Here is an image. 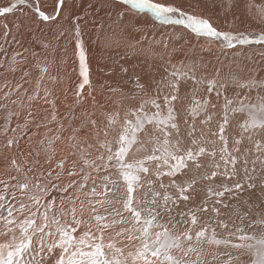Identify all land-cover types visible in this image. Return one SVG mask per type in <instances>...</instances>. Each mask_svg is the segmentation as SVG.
<instances>
[{
  "label": "snow or ice",
  "instance_id": "obj_1",
  "mask_svg": "<svg viewBox=\"0 0 264 264\" xmlns=\"http://www.w3.org/2000/svg\"><path fill=\"white\" fill-rule=\"evenodd\" d=\"M101 3L110 11L100 10L109 18L114 15L118 27L132 10L151 13L160 24L182 25L201 51L211 53L214 45L228 61L212 66L211 76L207 75L211 62L195 57L190 63L172 64L151 91L137 78V91L127 97L135 103L121 101L116 111L102 112L100 122L91 119L95 113H85L87 119L74 126L73 110L67 142L73 159L62 158L54 168L45 169L39 157L43 151L44 163H51L60 135L46 136L47 144L41 140L40 149L31 147L28 136L25 153L20 142L29 132L32 112L19 123L20 113L8 103L0 104L3 147L16 149L0 174V264H264V76L257 75L264 69L253 66L264 62V5L255 6L254 18L262 25L259 31H232L220 30L207 17L173 3ZM227 3L230 10L233 0ZM64 5L65 0H57L53 14L42 10L40 0H15L0 8V17L22 6L30 8L39 22L57 21ZM253 7L248 4L249 11ZM79 19L72 21L82 78L74 93L76 104L82 102L86 85L91 90ZM3 28L7 43L11 29L7 23ZM126 35L123 29L105 33L103 43L119 46ZM12 40L20 44L14 34ZM190 42L184 39L185 44ZM250 50L259 61H254ZM0 52H6L2 44ZM22 56L19 51L11 56L8 71H16L15 65L23 63L17 58ZM198 69H204L199 77ZM46 72L41 66V73ZM189 80L191 104L178 107L181 82ZM228 82L237 89L233 97L225 94ZM16 89L4 92L3 98L8 100ZM205 90L206 96H197ZM110 91L124 96L118 88ZM213 93L218 99L224 97L220 114L209 112L210 107L217 108L209 98ZM49 94L45 91V97ZM36 98L37 94L29 96L30 101ZM10 103L20 106L18 99ZM202 115L199 124L206 126L219 115L217 130L198 128L197 118ZM254 190L260 193L257 201L242 195ZM205 244L215 249L211 261L205 258Z\"/></svg>",
  "mask_w": 264,
  "mask_h": 264
},
{
  "label": "bare ground",
  "instance_id": "obj_2",
  "mask_svg": "<svg viewBox=\"0 0 264 264\" xmlns=\"http://www.w3.org/2000/svg\"><path fill=\"white\" fill-rule=\"evenodd\" d=\"M172 1L177 2L181 0H168V3ZM160 2L163 1L160 0ZM13 3H15V0H6V3L4 2L0 8L10 7ZM42 3L49 6L50 11L48 13L54 14L57 0H40V5ZM211 3L213 8H219L222 5V0H211ZM260 4H264V2H260ZM100 9L110 11L107 5L101 3V0H65L63 11L57 21L39 22L30 8L22 6H17L12 13L0 17V44L6 49V52H0V64L3 65L0 67V89H2L0 91V104L3 101L8 103L3 98V93L8 92L9 89H16L17 85H20L19 89H16L10 95L8 101L18 99L22 107H28L30 102L29 96L37 94V98L31 100V106H34L35 110L32 107L28 110L33 111V113L40 111V113L37 116H32L29 132L23 138V141L24 139L26 140L24 142L21 140L20 142V149L25 152V147L28 150V144L26 143L28 136H31V140L37 136L39 139V136L43 134L47 135L51 130L48 126L47 128H43L42 126L37 127V123L40 124L44 120V116L49 115L51 117L53 112H55L56 118L59 121L63 119L61 121V124L64 126L63 130H70L71 134L72 129L68 127V123L73 110L76 119L72 123L74 126H79L82 121L87 119L85 113H95L91 116V119L100 122L103 119L101 113L116 111L117 105L121 101L125 105L135 103V101H131L127 97L137 91V78H139L140 83L149 85V91H151L155 86L154 82L161 80L166 74L165 69L171 70L172 64L180 62L190 63L193 57L206 63L211 62L207 72L208 76L213 75L211 67L219 64L220 59L217 60L213 55L210 57V53L206 50L201 51L200 45L197 44L193 36L186 38L182 35L183 32H187L186 30L173 27L174 30L165 33L166 25H182L160 24L151 13L132 10L127 15L124 23L118 27L117 18L114 15L109 18L106 11H101ZM252 13L254 11L248 13V15ZM65 16L68 19H65ZM76 17H82L77 22L80 24L84 34L91 81V90L87 85L85 86L81 93L83 99L79 104H76V96L74 95L78 84L82 80L79 75V60L75 55V40L73 39L75 25L72 21ZM5 23L11 29L7 43L3 39V25ZM18 24L20 25L19 28L16 27ZM258 26L259 24L257 28ZM134 27L140 29V31H133ZM121 29L127 35L125 39L121 40L120 45L116 46L113 43L111 46H105L103 43L105 33L111 35L113 32L119 33ZM62 31L64 35H60ZM13 34L20 41V44L12 40ZM145 34L146 38L142 39V37H145ZM97 36L100 39H97ZM184 39H188L191 42L185 44ZM136 40H141L142 42L137 44L135 48L129 47L130 44H135ZM202 41L205 42L202 39L201 44ZM164 42H167V47L164 46ZM45 44L48 47L45 48ZM24 49H28V51H24ZM17 51L23 53L22 57L17 58L22 59L23 63L15 65L16 71H8L10 58ZM224 61L225 63L228 61L226 55H224ZM41 66L47 68L46 73H41ZM124 69H127V71L125 72ZM224 71L227 72L228 68L224 67ZM26 72L28 75H25ZM203 72L204 69H198L197 76H200ZM259 74L260 76H264V71H259ZM42 76L43 78H41ZM53 77L55 80L52 79ZM37 85H39V89ZM187 85L189 88H186L187 92L185 95H188V92H190V84L187 83ZM112 88L120 89L124 93V96L122 97L120 92H111L110 89ZM233 89L237 91L236 88ZM45 91L50 93L47 97H45ZM180 91L184 92L181 85ZM232 91V89L229 90L230 93ZM240 91L243 94L244 90ZM199 93L201 94V92ZM201 95L204 96V93ZM250 95L252 94L250 93ZM211 98L214 100L213 96ZM53 99L56 100L54 108H52L53 105L46 102V100L53 101ZM27 111L24 112L23 110L20 113L27 116ZM24 118L19 117V123H23ZM217 121L218 119H213L210 123L216 130L217 126L215 123ZM16 122L14 119L11 126L14 127ZM45 123L47 124L46 121ZM197 126L206 131V127L201 124ZM231 131L232 129L230 128L229 132ZM33 133L35 134L33 135ZM70 134L69 131L67 135L64 133L61 137L62 142H59L57 147L56 145L54 146L56 149L55 158L58 154L65 151ZM81 136H83V131ZM15 152V148L12 150L4 148L3 138H0V174L5 172L8 162ZM39 159L42 160V155ZM5 160H7V163ZM59 160L60 158H56L55 161L58 163ZM51 165L52 162L49 167ZM243 196L245 199L257 201L260 198V193L259 190H254L252 194L244 193Z\"/></svg>",
  "mask_w": 264,
  "mask_h": 264
},
{
  "label": "rangeland",
  "instance_id": "obj_3",
  "mask_svg": "<svg viewBox=\"0 0 264 264\" xmlns=\"http://www.w3.org/2000/svg\"><path fill=\"white\" fill-rule=\"evenodd\" d=\"M161 1H163L164 3H168V0H161ZM4 2L6 3V0H1L0 1V6H3ZM156 2H160V0H156ZM260 2H264V0H233V6L231 7L230 10L228 9L227 0H222V5L219 8H213L211 0H189V1H185V2L181 0V1H177V2L172 1L171 3L180 6L186 12H190V13H193V14H196V15H201V16L207 17L210 20V22L214 26H216L218 29H220V30L259 31V29L261 28L262 25L260 23H258V21L254 18V15L256 13V7L255 6H259ZM249 3H252L254 5V7L252 8L251 11H249V8H248V4ZM260 5H264V4H260ZM41 8L45 12H49L50 11L49 6L46 5L45 3L41 4ZM252 11H254V13L248 15V13H250ZM236 17H239V19H237ZM258 24H259V26L257 28ZM173 27L174 28H182V29H184L182 26H168V25H166L165 26V33H169L172 30H174ZM182 35L184 37H186V38H189V37L192 36L189 32H183ZM202 44L204 46H207V42L206 41L205 42L202 41ZM250 53L254 55V61H259V59H260L259 56L255 55L252 52V50H250ZM211 55H213L216 59H217V57H219V59H220L219 61H224V54L219 53L214 45L212 46V51L210 53V57H211ZM215 66H219V64H216ZM253 66L258 68V69H264V62L258 63V64L254 63ZM257 75L260 76L259 71H258ZM165 76H167V72H166ZM197 77H199V76H197ZM187 83L190 84V92H188V95H185V93L187 92L186 88H189ZM187 83L181 82V88L184 90V92L180 91V102L177 104L178 107L183 106L184 108H187V106L189 104H191V92H192L193 85H192V82L190 80ZM233 88H236V87L234 85H232L230 82H228V87L226 89V93L225 94L227 96H229V97H233L235 95V92H236L235 89H233ZM230 89L233 90L231 93L229 92ZM202 93H204V96L207 95L206 90L205 91H201V94ZM201 94L197 93V96L201 97V98L204 97ZM251 94L254 97L255 96V91H253ZM212 96L214 97V100H212V98H211ZM209 98L212 101V103H216L217 104V108H218V109L216 108L217 109L216 110V109H212L210 107L209 111L212 112V111L216 110V112L218 114L222 113V109H221L220 105H222L225 102L224 101V97L221 96L218 99L215 96V94L213 93ZM13 100H17V99H13ZM55 101L56 100L53 99V101H51L52 103H49L50 105H53L52 108H54V106H55ZM7 102L9 104L10 108L14 109L15 111H18L19 113L21 111H23V110H24V112L27 111L28 109H30V107H32L33 110H35V107L31 106L32 105L31 101L30 102L28 101L29 102L28 107L27 106L22 107L21 103L19 101H18L19 105H20L19 107H17L16 105H12L10 103V101H8V100H7ZM184 102H185V104H184ZM3 103H6V101H3ZM17 108H18V110H17ZM21 108L22 109L24 108V109L22 110ZM28 112H29V110L26 113H28ZM34 113L32 111V114H33L32 116H37L40 113V111L39 112L36 111ZM21 115L22 114L20 113V117H22V118H24L26 116V115L25 116L24 115L21 116ZM48 116H44L43 117L44 120H42V122L40 124L37 123V125H39L40 127L42 126L43 128H47V126H48V128H50L51 130L47 133V135L43 134V135L39 136V139L37 138L38 136L36 138H32V140H31L32 148L40 149L41 145H40L39 142L41 140H44L45 141V145H46L47 144V140L45 139L46 136L47 137H53V136L56 135V133H60L59 135H60V137H62L64 135V133H66V135H67L68 131H69V134H70V130H61L60 131L59 126L61 125V121L63 119H61V121H59L57 118L55 120H53L52 116L51 117L50 116L48 117ZM200 119H203V115L201 117L197 118V125L199 124V120ZM217 119L218 120L220 119L219 115L214 117V120H217ZM189 120H191V117H189ZM45 121L47 122V124L45 123ZM233 123H235V121H233ZM215 125L217 126V122L215 123ZM53 126H55V127H53ZM202 126L206 127V131H209V130L215 131L216 130V128L213 127L211 124H209L207 126L206 125H202ZM54 128H56V130H54ZM81 135H82V133H81ZM23 138L21 139L22 141H23ZM33 139H35V140H33ZM25 140L26 139H24V141ZM56 142H55L54 146L56 145V147H57L59 142L60 143L62 142V138L59 141H56ZM25 150L27 152L26 147H25ZM66 150H67V152H65ZM65 151L61 152V154H58L56 158L62 159V158L68 157L69 161L71 159H73L72 157L68 156V153H69L70 149L67 146H66ZM41 155H42V160H40V161H41V164L43 165V167L45 169H48L50 167L54 168L56 166L57 162L55 161L56 160L55 157L51 161L52 165L49 167L50 164H45L44 163L45 156H44L43 151H41ZM5 162L7 163V160H5ZM65 167L67 168L68 165L66 164ZM64 179L67 180L68 178L66 177ZM242 195H244V193ZM247 197H248V195H247ZM224 211H229V210L225 209ZM204 248H205V251L207 253L205 258L207 260L211 261V259H212L211 253L214 252L215 249L214 248H209L206 244L204 245ZM232 254L233 255H238V253L236 251H234V250H233ZM192 259H195V256H193ZM213 264H217V262H213Z\"/></svg>",
  "mask_w": 264,
  "mask_h": 264
}]
</instances>
